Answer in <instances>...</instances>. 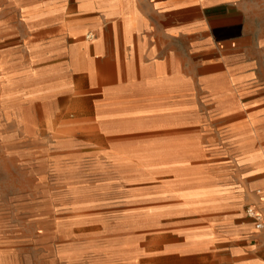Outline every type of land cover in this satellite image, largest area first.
Here are the masks:
<instances>
[{
	"label": "crops",
	"instance_id": "0c3cea01",
	"mask_svg": "<svg viewBox=\"0 0 264 264\" xmlns=\"http://www.w3.org/2000/svg\"><path fill=\"white\" fill-rule=\"evenodd\" d=\"M19 16L0 40V105L35 106L45 118L50 108L57 118L189 119L209 145L227 137L247 165L264 166V0H30ZM253 189L245 201L264 217V183ZM164 236L126 246L106 239L93 259L264 264V233L244 210L189 239Z\"/></svg>",
	"mask_w": 264,
	"mask_h": 264
},
{
	"label": "rangeland",
	"instance_id": "374dc122",
	"mask_svg": "<svg viewBox=\"0 0 264 264\" xmlns=\"http://www.w3.org/2000/svg\"><path fill=\"white\" fill-rule=\"evenodd\" d=\"M27 1L0 0V40L18 28ZM5 107L0 264H98L93 255L106 239L125 246L156 235L189 239L236 210L261 212L245 199L264 183V166L247 165L227 137L209 145L189 119L86 111L57 118L50 108L45 118L35 106L15 104L11 114Z\"/></svg>",
	"mask_w": 264,
	"mask_h": 264
},
{
	"label": "built area",
	"instance_id": "2783aa9c",
	"mask_svg": "<svg viewBox=\"0 0 264 264\" xmlns=\"http://www.w3.org/2000/svg\"><path fill=\"white\" fill-rule=\"evenodd\" d=\"M246 215L253 221L255 231L264 233V217L251 208L246 209ZM262 248L264 249V240Z\"/></svg>",
	"mask_w": 264,
	"mask_h": 264
}]
</instances>
